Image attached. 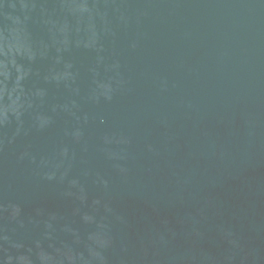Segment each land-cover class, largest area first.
Masks as SVG:
<instances>
[{"label":"water","instance_id":"95a60500","mask_svg":"<svg viewBox=\"0 0 264 264\" xmlns=\"http://www.w3.org/2000/svg\"><path fill=\"white\" fill-rule=\"evenodd\" d=\"M0 264H264V0H0Z\"/></svg>","mask_w":264,"mask_h":264}]
</instances>
